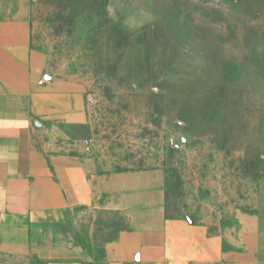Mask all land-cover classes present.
I'll return each instance as SVG.
<instances>
[{
	"label": "rangeland",
	"instance_id": "1",
	"mask_svg": "<svg viewBox=\"0 0 264 264\" xmlns=\"http://www.w3.org/2000/svg\"><path fill=\"white\" fill-rule=\"evenodd\" d=\"M8 11L46 59L42 82L80 113L37 124L41 150L89 159L97 174L161 169L168 219L223 240V258L191 264H254L227 256L238 237L264 264V0H0ZM51 219L33 250L0 264H64ZM65 221L78 264H105L128 228L101 210Z\"/></svg>",
	"mask_w": 264,
	"mask_h": 264
},
{
	"label": "crops",
	"instance_id": "2",
	"mask_svg": "<svg viewBox=\"0 0 264 264\" xmlns=\"http://www.w3.org/2000/svg\"><path fill=\"white\" fill-rule=\"evenodd\" d=\"M45 66L43 54L30 46L26 19L15 11L0 13V254L27 255L42 228L53 225V217L56 258L78 264L77 239L63 232L66 212L83 209L113 212L127 220L128 228L106 245L105 264H191L223 258L220 236L209 239L205 228L166 217L161 169L97 174L89 159L48 154L36 145L32 133L49 117L80 120L78 110L64 112L62 91L53 93L54 84L42 82ZM257 231L254 227L253 237ZM232 247L227 256L233 261L254 256L258 264L254 243L238 237Z\"/></svg>",
	"mask_w": 264,
	"mask_h": 264
},
{
	"label": "built area",
	"instance_id": "3",
	"mask_svg": "<svg viewBox=\"0 0 264 264\" xmlns=\"http://www.w3.org/2000/svg\"><path fill=\"white\" fill-rule=\"evenodd\" d=\"M176 147H178V146H176Z\"/></svg>",
	"mask_w": 264,
	"mask_h": 264
},
{
	"label": "trees",
	"instance_id": "4",
	"mask_svg": "<svg viewBox=\"0 0 264 264\" xmlns=\"http://www.w3.org/2000/svg\"><path fill=\"white\" fill-rule=\"evenodd\" d=\"M167 217V216H166ZM168 218V217H167Z\"/></svg>",
	"mask_w": 264,
	"mask_h": 264
}]
</instances>
